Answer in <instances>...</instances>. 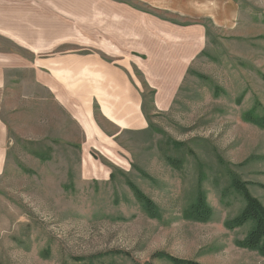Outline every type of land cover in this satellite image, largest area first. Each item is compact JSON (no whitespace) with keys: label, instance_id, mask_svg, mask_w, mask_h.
Here are the masks:
<instances>
[{"label":"rangeland","instance_id":"rangeland-1","mask_svg":"<svg viewBox=\"0 0 264 264\" xmlns=\"http://www.w3.org/2000/svg\"><path fill=\"white\" fill-rule=\"evenodd\" d=\"M233 1L239 10L232 27L201 21L206 47L170 111L154 109L153 88L133 67L145 129L115 139L101 134L82 150L79 129L58 117L50 100L44 117L6 118L11 148L0 178V264H170L153 259L157 252L201 264H264L238 246L253 222L226 228L245 208L233 180L247 183L264 205V129L245 117L264 113V0ZM151 18L183 20L136 0H0V29L9 30L0 32V54L33 61L39 50L50 60L53 45L67 41L68 52L101 49L126 65L131 56L146 60L147 47L155 52ZM95 120L107 135L115 130L97 106ZM129 182L155 203L159 219ZM200 192L213 211L206 223L186 218Z\"/></svg>","mask_w":264,"mask_h":264},{"label":"crops","instance_id":"crops-1","mask_svg":"<svg viewBox=\"0 0 264 264\" xmlns=\"http://www.w3.org/2000/svg\"><path fill=\"white\" fill-rule=\"evenodd\" d=\"M136 1L183 18L181 23L149 19L156 50L144 49L142 56L146 60L131 56L123 65L117 62V55L101 49H96L100 53L74 54L65 49L70 45L67 41L53 45L50 60H43L39 50L34 51L33 61L24 60V56L0 54V178L6 172L11 148L7 117H44V100H50L58 117H69L79 129L84 139L82 150L90 148L91 140L99 139L101 134L115 139L122 131L145 129L143 100L130 80L134 81L133 67L143 73L156 91V110L170 111L188 71L206 47L207 30L201 21L232 27L231 21L234 25L239 10L233 0H181L180 8L173 7L174 0ZM0 32L7 35L9 30ZM13 40L25 41L19 36ZM107 56L114 61H107ZM96 106L100 117L115 129L108 135L95 120Z\"/></svg>","mask_w":264,"mask_h":264},{"label":"trees","instance_id":"trees-1","mask_svg":"<svg viewBox=\"0 0 264 264\" xmlns=\"http://www.w3.org/2000/svg\"><path fill=\"white\" fill-rule=\"evenodd\" d=\"M155 95L156 91L151 89V99L153 104ZM154 109L156 110L155 105ZM245 117L248 121L257 124L264 129V113L261 116H257L253 112H249L245 115ZM170 161H172V165L177 166V162L171 159ZM178 166L180 167V165ZM128 186L133 192L136 200L145 209L147 214L153 219H159L160 212L155 203L150 198H148L135 184L129 182ZM232 186L243 197L245 201V208L239 216L226 223V228L229 230H235L253 222L250 231L243 241L238 242V246L245 250L257 252L260 256L264 257V205L257 198L252 196L247 183H243L235 179L233 180ZM262 188L264 189V187ZM212 215L213 211L207 202L205 194L202 192L197 195L194 204L186 212L187 220L200 223H206L210 221ZM152 258L156 260H164L170 264H201L193 260L179 259L165 252H157L152 256ZM82 261L83 259H77V262Z\"/></svg>","mask_w":264,"mask_h":264}]
</instances>
